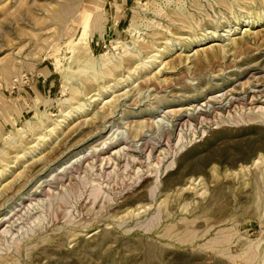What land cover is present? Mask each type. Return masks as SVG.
I'll use <instances>...</instances> for the list:
<instances>
[{"label": "rangeland", "instance_id": "obj_1", "mask_svg": "<svg viewBox=\"0 0 264 264\" xmlns=\"http://www.w3.org/2000/svg\"><path fill=\"white\" fill-rule=\"evenodd\" d=\"M0 169V264H264V0H0Z\"/></svg>", "mask_w": 264, "mask_h": 264}, {"label": "bare ground", "instance_id": "obj_2", "mask_svg": "<svg viewBox=\"0 0 264 264\" xmlns=\"http://www.w3.org/2000/svg\"><path fill=\"white\" fill-rule=\"evenodd\" d=\"M245 26V25H244ZM243 28V27H242ZM247 29V28H246ZM228 31L229 32H231L232 31V27L230 28V29H228ZM249 31V30H248ZM87 32H88V29H87V26L84 28V30L81 32V34H80V36H79V40H83V39H85L86 37H87ZM245 32V31H244ZM231 34H234V31H232V33ZM246 35V34H245ZM169 42V41H168ZM233 42V41H232ZM74 43V42H73ZM217 44V43H216ZM75 45V44H74ZM170 44H166L165 46H164V50L165 51H167L168 49H170ZM213 46V45H212ZM86 48V45H84L83 46V49H85ZM156 58V57H155ZM153 62H155V61H153L152 60V62H150V64L151 63H153ZM149 64V65H150ZM105 65V64H104ZM117 67V64L116 65H114L113 67H111L110 68V70H108V73H112V71L114 72V69ZM136 71V70H135ZM133 75V74H132ZM131 76V73L129 74V76L128 77H130ZM132 77V76H131ZM119 81V80H118ZM117 81V82H118ZM118 83H114V87L117 85ZM113 85V84H112ZM110 86V85H109ZM135 86V85H134ZM107 88V87H106ZM105 87H103V89L101 90V91H99V93L97 94V95H99V96H101L102 94H104L105 93V89H106ZM128 89V88H127ZM104 92V93H103ZM100 98V97H99ZM98 99V98H97ZM103 102V101H102ZM110 100H106L105 102H104V105H107V104H110ZM87 105H90L89 103L87 104ZM85 106V104H78L76 107H72L71 108V110H69L68 112H66V114H64L63 115V119H61V120H57V122H55L54 124H53V126L48 130V132L51 134V133H53V131L57 128V127H59V125H61V122H64L69 116H70V113L72 112H76V111H78V110H80L82 107H84ZM150 111V110H149ZM188 111V110H187ZM64 113V112H63ZM72 115V114H71ZM73 116V115H72ZM122 117H123V115H121ZM121 116H120V118H121ZM123 119V118H122ZM161 120H157L156 122H160ZM157 123V124H158ZM122 132V131H121ZM123 133V132H122ZM49 134V135H50ZM125 135V134H124ZM116 136V135H115ZM119 136V135H118ZM38 137V136H37ZM44 137H45V134H43V135H41V136H39L38 138H37V141H36V143L34 144V145H32L31 146V148H28V151H26L27 153H32V152H34L36 149H38V147L40 146V143L41 142H43L44 141ZM125 137V136H124ZM111 140H114V139H111ZM110 140V141H111ZM105 143V142H104ZM112 144V143H111ZM105 145V144H104ZM94 147V146H93ZM92 147V148H93ZM96 147V146H95ZM102 147H103V145H102ZM97 148H100V147H97ZM92 149V152H95V151H97L98 149ZM26 150H27V147L25 148ZM84 149V148H83ZM91 149V148H90ZM89 149V150H90ZM21 150H22V148H21ZM88 150V151H89ZM100 150H102V149H99L98 150V152L100 151ZM87 151V150H86ZM25 152V150L23 149V153H26ZM98 152H96V153H98ZM22 153V154H23ZM77 153V152H76ZM75 153V154H76ZM83 153H86L85 151H80V152H78L77 154H83ZM21 154V156H20V158H22V156L24 157V155H22ZM74 154V155H75ZM28 155V154H27ZM85 155V154H84ZM15 156H17V154L15 155ZM19 156V155H18ZM25 156H26V154H25ZM79 156V155H78ZM78 156H77V158H78ZM14 158V157H13ZM15 158H17V157H15ZM19 158V157H18ZM17 158V159H18ZM17 159H15L16 161H17ZM79 159V158H78ZM15 161V162H16ZM18 161H19V159H18ZM18 161H17V163H18ZM75 162V161H74ZM78 162V161H77ZM8 163L9 162H7L6 164L8 165ZM61 163V162H60ZM59 163V164H60ZM69 164V160H66L65 162L63 161V163L62 164H60V165H58V168H57V170L59 169V168H61L63 165H66V166H64V168L65 169H67V165ZM6 167V166H5ZM4 168V167H3ZM64 168H61V169H63L64 170ZM4 169H6V168H4ZM1 170V169H0ZM3 171V170H2ZM2 171H0V177H1V173L3 174V172ZM5 171V170H4ZM4 174H5V172H4ZM26 194V193H25ZM25 194H23V195H25ZM21 199V198H20Z\"/></svg>", "mask_w": 264, "mask_h": 264}]
</instances>
